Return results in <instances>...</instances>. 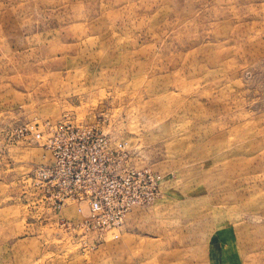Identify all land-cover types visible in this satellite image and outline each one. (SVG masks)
<instances>
[{"label":"rangeland","instance_id":"rangeland-1","mask_svg":"<svg viewBox=\"0 0 264 264\" xmlns=\"http://www.w3.org/2000/svg\"><path fill=\"white\" fill-rule=\"evenodd\" d=\"M66 120L161 196L114 229L58 209L35 131ZM0 264H264V0H0Z\"/></svg>","mask_w":264,"mask_h":264},{"label":"built area","instance_id":"built-area-1","mask_svg":"<svg viewBox=\"0 0 264 264\" xmlns=\"http://www.w3.org/2000/svg\"><path fill=\"white\" fill-rule=\"evenodd\" d=\"M36 139L50 160L36 170L58 205L86 207L94 229H114L134 207L150 205L162 194L163 177L133 165L128 142L114 139L94 124L73 121L44 122Z\"/></svg>","mask_w":264,"mask_h":264}]
</instances>
